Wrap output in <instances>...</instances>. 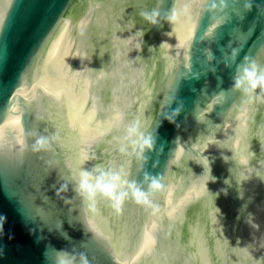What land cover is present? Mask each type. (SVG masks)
Listing matches in <instances>:
<instances>
[{"label": "water", "instance_id": "95a60500", "mask_svg": "<svg viewBox=\"0 0 264 264\" xmlns=\"http://www.w3.org/2000/svg\"><path fill=\"white\" fill-rule=\"evenodd\" d=\"M249 64L264 0H0V264H264V93L233 86ZM84 169L163 187L117 209L81 195Z\"/></svg>", "mask_w": 264, "mask_h": 264}, {"label": "clouds", "instance_id": "9594fccd", "mask_svg": "<svg viewBox=\"0 0 264 264\" xmlns=\"http://www.w3.org/2000/svg\"><path fill=\"white\" fill-rule=\"evenodd\" d=\"M146 19L155 24L157 21L150 15L145 14ZM234 88L245 94L252 95L259 89L264 93V72H258L255 64L241 66L237 76L234 79ZM119 120L120 117H117ZM141 122L135 120L131 122L125 129L124 139L132 147L133 152L143 155L145 150H151L153 141L150 136L145 135L140 130ZM47 146V140L44 138L36 142L35 147L39 150ZM122 152L126 151V147L122 146ZM89 157L84 154L83 160ZM127 173L121 169L116 171H105L96 169L89 171L87 169L79 172L78 190L87 200L95 202L97 195L108 198L113 202V206L119 209L126 197L129 195L136 199V202L146 207H152V195L160 191L163 187L159 176H152L146 173L141 183L129 182L126 179ZM147 185L146 188L140 186ZM84 264H87L85 261Z\"/></svg>", "mask_w": 264, "mask_h": 264}, {"label": "snow or ice", "instance_id": "6c2138e0", "mask_svg": "<svg viewBox=\"0 0 264 264\" xmlns=\"http://www.w3.org/2000/svg\"><path fill=\"white\" fill-rule=\"evenodd\" d=\"M8 107H10V104L8 100L5 99V101L3 102V105H0V113H6Z\"/></svg>", "mask_w": 264, "mask_h": 264}]
</instances>
